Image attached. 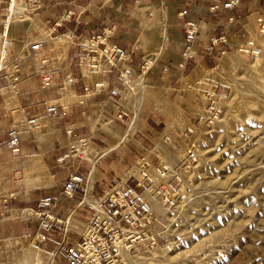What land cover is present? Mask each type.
<instances>
[{"label":"rangeland","instance_id":"rangeland-1","mask_svg":"<svg viewBox=\"0 0 264 264\" xmlns=\"http://www.w3.org/2000/svg\"><path fill=\"white\" fill-rule=\"evenodd\" d=\"M186 1L0 0V264H51L61 229L33 244L40 219L23 213L51 195L66 218L74 202L60 192L77 166L85 178L93 170L96 194L138 168L172 179L174 204L155 205L171 247L159 262L264 264V0H241L225 43L205 44L201 30L192 56L180 52ZM21 2L28 17L7 32ZM21 237L28 245L10 244Z\"/></svg>","mask_w":264,"mask_h":264},{"label":"built area","instance_id":"built-area-1","mask_svg":"<svg viewBox=\"0 0 264 264\" xmlns=\"http://www.w3.org/2000/svg\"><path fill=\"white\" fill-rule=\"evenodd\" d=\"M240 3L241 0H221L210 3L207 10L211 13L231 11ZM189 14L188 7L180 12L181 16ZM197 21H187L184 25L185 41L189 44L187 52L195 43L197 34L205 28L201 20ZM221 42H227L225 35L211 38L213 45ZM245 46L249 48L252 42L248 41ZM42 47L43 41L31 46L34 52L41 51ZM27 50L30 53L29 47ZM195 54V51L191 52V56ZM17 66L14 65L13 73L19 71L15 69ZM17 78L15 76L13 80ZM46 109L56 112L52 105ZM17 135L16 131L9 133V146L14 154L20 152ZM138 170L124 173L119 179L114 178V183L103 188L101 194H96L93 184L87 189L88 177L85 178L78 166L70 170L60 197L74 202L72 209L66 218H61L52 212L58 205L55 197L45 195L38 198L36 210L29 209L30 214L26 216L34 214L40 219L32 243H44L47 235L58 227L61 229L60 239L52 253L55 264L59 252L63 253L62 264H155L163 260L164 253L170 252L171 247L161 240L155 205L170 207L174 204L170 193L172 179L159 170ZM79 191H83V196L77 201L75 197ZM86 196L90 201L85 200Z\"/></svg>","mask_w":264,"mask_h":264},{"label":"crops","instance_id":"crops-1","mask_svg":"<svg viewBox=\"0 0 264 264\" xmlns=\"http://www.w3.org/2000/svg\"><path fill=\"white\" fill-rule=\"evenodd\" d=\"M221 0L218 1V3ZM212 3V0H189L188 2L186 1L183 5V8L188 4V11L190 12L189 15L186 16H181L179 13V18L182 19L183 23L187 22L188 20H198V16L201 18V25L205 26L204 31L202 33L205 34V40L199 38L201 41H204L205 44L211 42V38H217L221 37L229 32L231 29L236 28V24L241 21V19L245 16V12L239 13L237 11V8L231 11H217L215 13L208 12L207 8L209 4ZM183 8L180 10L182 11ZM248 8V7H244ZM250 10H247L246 12H249ZM194 14V15H192ZM196 15V16H195ZM204 15V16H202ZM219 16V17H218ZM208 17V18H207ZM206 19V20H205ZM2 23V21H0ZM71 28L72 32L77 35L76 31L79 26V22L72 21L71 22ZM146 25V24H145ZM147 25H150L147 23ZM54 30L58 29V27H53ZM60 29V28H59ZM100 31V30H99ZM226 36V35H225ZM228 36V35H227ZM230 39V38H229ZM175 43H179L176 41ZM183 47H181L180 52L183 51L185 55H187V48L188 46H185V44H182ZM204 48H206V45H200ZM196 48H199L196 46ZM191 51V48H190ZM192 52V51H191ZM129 56L132 58L133 57V51ZM64 106V105H63ZM65 107V106H64ZM104 154V153H103ZM101 156V155H100Z\"/></svg>","mask_w":264,"mask_h":264},{"label":"bare ground","instance_id":"bare-ground-1","mask_svg":"<svg viewBox=\"0 0 264 264\" xmlns=\"http://www.w3.org/2000/svg\"><path fill=\"white\" fill-rule=\"evenodd\" d=\"M26 9H28V5H26L25 4V2H21V4L20 5H15V4H12V6H11V8H9V17H8V19H7V21H6V28H7V32H8V30H9V28H10V25H11V21H16V19L17 18H19V16H20V18H25V17H28V15L25 13V11H26ZM23 14V15H22ZM22 15V16H21ZM55 42H56V46H60V47H62V46H66L67 45V42H68V40L66 39V38H64V35L63 36H60V37H58V38H55V40H54ZM8 41L6 40L5 41V43H4V45H5V47L7 48V47H9V45H8ZM144 88V87H143ZM38 122L39 121V119H35V120H29V122ZM80 149V152H82V153H84V155L85 156H88L89 157V155L90 154H92L93 152H90V151H87V150H84V149H81V148H79ZM29 158H31V157H29ZM28 158V159H29ZM27 159V158H26ZM25 159V160H26ZM89 161H91V162H93L94 163V161H92L90 158H87ZM26 161H30V160H26ZM96 163H94V165H95ZM95 167V166H94ZM92 171L93 170H91V172L88 174V187H87V189L89 190L90 189V186H92V182H91V174H92ZM96 171V170H95ZM133 171H139L138 169H135V170H133ZM27 175L28 174H26V173H24V172H20V176L22 177V179H23V182L25 183V185H26V192H28L29 191V189H30V183L32 182L31 180H27V178H25V177H27ZM138 175L139 176H141L142 177V175L141 174H139V172H138ZM35 182H39V180H38V178H36V180H35ZM85 200H87V201H90V199L86 196L85 197ZM156 207V206H155ZM161 207V206H160ZM27 210H28V208H26ZM25 209V210H26ZM30 211V210H29ZM155 212L157 213V214H159L158 212H157V209L155 208ZM22 213H23V211H22ZM30 214V212H28V213H23V215H26V216H28ZM157 216H159V215H157ZM11 245H17V244H21V245H25V244H27V240L23 237H21V238H18L16 241H13V242H11L10 243ZM28 245V244H27ZM32 249V248H31ZM38 249V248H37ZM40 252V251H39ZM36 253V252H35ZM41 254V253H40ZM53 255V254H52ZM37 257V256H36ZM40 257V256H39ZM31 259V258H30ZM39 259H41V257L39 258ZM51 264H53L54 263V259H53V257H51ZM25 264H29V261L28 260H26L25 261ZM34 264V263H33ZM151 264H154V262H151ZM155 264H165L163 261H158L157 263H155Z\"/></svg>","mask_w":264,"mask_h":264}]
</instances>
